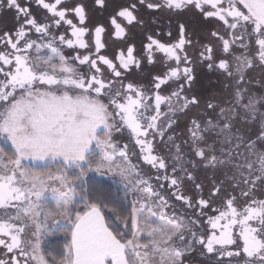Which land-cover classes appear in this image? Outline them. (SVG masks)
Wrapping results in <instances>:
<instances>
[{"label":"snow or ice","instance_id":"6c2138e0","mask_svg":"<svg viewBox=\"0 0 264 264\" xmlns=\"http://www.w3.org/2000/svg\"><path fill=\"white\" fill-rule=\"evenodd\" d=\"M0 264H264V0H0Z\"/></svg>","mask_w":264,"mask_h":264},{"label":"flooded vegetation","instance_id":"af4514ba","mask_svg":"<svg viewBox=\"0 0 264 264\" xmlns=\"http://www.w3.org/2000/svg\"><path fill=\"white\" fill-rule=\"evenodd\" d=\"M165 23H166V20H164V19H162L160 21V27L162 28V30H166V29H163V25ZM174 34H175V32H174ZM215 79H216V77L212 76L211 74L202 77L201 87L203 88L204 93H205L206 96H210V95H212L213 92H218L219 91V86L218 85H213V84H210V82H209L210 80H215Z\"/></svg>","mask_w":264,"mask_h":264}]
</instances>
